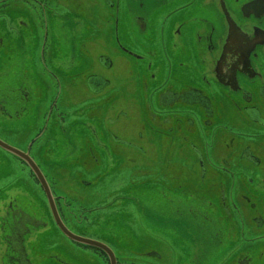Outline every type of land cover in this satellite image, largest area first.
<instances>
[{
    "label": "flooded vegetation",
    "instance_id": "obj_1",
    "mask_svg": "<svg viewBox=\"0 0 264 264\" xmlns=\"http://www.w3.org/2000/svg\"><path fill=\"white\" fill-rule=\"evenodd\" d=\"M69 1L70 4L65 0H0V11L5 13L12 9L15 15L26 19L32 17L30 20L38 21V26L43 29L42 33H38L41 45L37 62L40 68L42 65V74L47 75L51 85H55L57 89H50L49 86L47 88L50 105L42 113L40 131L27 141L24 149L11 147L36 164L47 183L52 204L63 224L65 225L63 214H71L74 211L72 204L84 198L79 194L73 195V190H69L70 193L65 189L60 192L53 190L49 183L58 172L56 160L60 157L58 150L61 148L58 139L60 140L62 134L71 132L79 135L80 141L68 142L72 150L68 157L78 160L83 172H87H72L74 181L75 177L80 176L79 182L83 188H89L93 183L91 180L111 179L115 183L114 180L119 178L118 189L108 190L106 199H131L127 202L130 209L136 213V217H142L133 202L132 193L138 191L143 194L147 207L164 206L163 211L174 215L179 222H183L184 227L201 222L190 213L189 207L186 209L182 205V202L188 204L191 197L189 176H194V164L197 162L200 167L197 173L199 183L192 186V190H196L202 200L198 197V202H193L198 205L193 207L204 206L205 181L208 177L219 183L216 191L224 216L222 210L219 212L221 218L225 219L229 209L226 206L224 187L230 182L226 175L230 168L227 167L232 165L236 172H230V175L235 177L238 172L241 178L236 182L241 187L239 191L238 188L233 190L235 179L231 177L233 197L234 194L238 196L247 205L248 211L254 213L248 219L251 226L249 231L253 236L244 238V241H250L256 246L259 238H264V207L257 210L253 200L257 191L248 188L244 175L254 173L264 184V0ZM58 20L78 22L83 28L80 33H76L75 29L68 30L69 33L51 30ZM92 22L94 25L91 26ZM46 27L50 29L46 30ZM27 35L28 33H16L14 38L12 33H0V52L4 54L7 67L12 68L20 61L23 69L16 82L11 79V82L3 83L4 79L0 76V117L8 123L15 121L22 127V134L29 135L31 127L39 126V120L35 122L36 126H30L28 69L25 68L30 55ZM124 37L141 38L148 47L144 51H137L131 44L126 46ZM110 43L112 47L116 46V50L112 52L121 59L119 66L125 68L132 65L138 70L143 69L151 83L158 82L152 90L155 107L148 109L149 120L142 127V131L148 130L151 138L149 142L153 144L156 141L154 146L162 145L166 150H162L164 153H154L149 159L145 158L147 162L144 167H141L143 164L140 159L146 156L147 150L141 144L143 133L139 132L141 142L134 145L117 138L110 130V126L119 118L126 116L123 110H108L106 122L109 127H101L108 132V143L112 147L110 150L108 146V153L112 158L110 165L104 163V160L101 161L103 157L98 148L105 142L94 141L88 127L74 126L77 114L84 110H77L76 107H80L77 105L79 102H84V106L90 97L101 101L113 99L116 89L124 82L122 80L119 85H113L115 83L110 77L113 66L109 57ZM172 79L181 81L182 88L173 89ZM79 86L82 87L81 91L77 90ZM64 90L72 96L69 100L61 94ZM78 92H84V95L75 97ZM141 92L142 90L133 93L135 101L140 99ZM55 93L58 95L55 96ZM36 95L39 93L35 92L34 96ZM85 112L89 113V109H85ZM67 116L69 122L65 126L62 123L66 122ZM50 119L52 124L49 126ZM44 136H48L47 139L44 140ZM204 139L205 144L202 143ZM35 144H38L36 154L39 158L31 152ZM123 149L138 151L139 158L126 156ZM205 161H209L215 169L207 172L204 168ZM14 162L21 173H24L23 184L24 179L26 182L30 180L37 189L36 192L29 191L27 187L14 190ZM41 163L52 172L54 169L50 178L45 174ZM173 165L179 173H174ZM129 166H133V171ZM131 173H137L134 176L139 178L131 180ZM218 179L221 182L224 180L226 186ZM211 186L217 185L213 183ZM175 199L177 204L173 205ZM86 211L89 209L78 212L82 214ZM42 216L49 217L59 231L46 193L28 164L0 146L2 264H40L30 260L27 251L44 247L40 241L32 246L29 242L32 234H38L46 228L47 223ZM151 221H154L150 224L152 228L160 224L156 217ZM65 227L68 228L66 225ZM129 228L131 227L128 230ZM258 232L262 234H257ZM59 233L62 235L60 231ZM152 235L148 244L155 247L144 252L140 251V246L133 239L119 238L118 251L113 245L111 247L106 242L96 241L111 251L114 264H126L122 261L125 260L123 258L126 253L131 254L127 257L130 258V263L141 264L138 260H141L142 254L155 261L161 256L156 246L160 241L158 234ZM234 235H237L236 230ZM62 236L77 249L87 251L90 257L96 258V264H111L108 254L99 248L79 244ZM60 250L61 253L50 254L48 249L45 251L49 264H74L68 254L62 248ZM248 253L250 251L234 256L230 262L256 264L257 256L252 257ZM181 254L185 256V253Z\"/></svg>",
    "mask_w": 264,
    "mask_h": 264
},
{
    "label": "rangeland",
    "instance_id": "obj_2",
    "mask_svg": "<svg viewBox=\"0 0 264 264\" xmlns=\"http://www.w3.org/2000/svg\"><path fill=\"white\" fill-rule=\"evenodd\" d=\"M67 1L70 4L71 1L65 0V2ZM31 18L32 17H30V19ZM30 19L15 15L12 9L5 13H0V33H12L14 38L16 33H19L20 35L21 33H28L26 41L29 43L28 46L30 47L28 48L30 55L28 56L25 65V68L28 69L27 90L29 93V119L30 126H36L35 122L37 120H39V122H37L39 126L31 127L29 135L27 133L22 134V127L18 123L16 124L15 121L8 123L4 121V118L0 117V140L6 145L10 147L13 146L18 150L24 149L27 141H30L32 136L40 131L43 122L42 113H44L50 105L48 98L49 91L47 93V88L48 86L50 89L56 88L55 85H51L52 82L50 81V78L47 75L42 74V65L40 68L37 62V55L40 51L41 45V39L38 37V33H42L43 29L40 25L38 26V21H32ZM90 25H94V22L90 23ZM82 28L83 26L81 23L78 24V22H64L58 20L55 21L51 30H59L60 33H69L68 30L73 31V29H75L76 33H80ZM48 29H50V27H46V30ZM51 35H54V33H51ZM123 42L126 43V46L127 44H131V46L137 51H144L146 50V47H148V45L143 44L141 38L134 39L132 37L129 39L124 37ZM142 44L144 45L143 48ZM114 50H116V46L112 47L110 43L109 57H111L113 62V66L110 70V77L113 78L115 83L113 85H119L122 80H124V82H122L120 87L116 89L115 96L112 97L113 99H103L101 101L100 99L97 100L90 97L87 99L84 106H82V103L84 102H79L77 105L80 107H76L77 110H84L77 114V120L75 119L74 126L88 127L94 141L98 143L105 142L101 148L99 146L98 148L103 157L101 161L103 162L104 160V163L107 162V164L110 165L112 163V158L111 154L108 153V146L110 147V150L112 147L108 143V132L102 128H104V126L109 127L106 122L108 110H123L126 116L119 118L114 125L110 126V130L117 138L134 145L137 144V142H141L139 139V132L143 133V141L141 144H143L144 147H147V150L145 151L146 156H142L140 159L143 164L141 167H144L147 162L144 160L145 158L149 159L154 153H164L162 150H166L162 145L154 146L153 144H155L154 142L156 141L152 140L153 144L152 142H149L151 138L148 135V130L142 131V127H144L149 120L147 118L149 114L148 109L155 107V96L152 95V90L158 82L154 81L155 85L151 83L143 69L138 70L132 65H127L125 68L119 66L118 62L121 59L118 55L113 54L112 51ZM22 70L20 61L18 64H14L12 68H8L4 62V54H1L0 52V76L4 79L3 83L11 82V79L13 82H16V80L21 77ZM81 70H84V68ZM133 77L135 79L134 82V79H132ZM130 78L131 80H129ZM172 82L173 89L175 90L181 89L183 86L182 82L176 79H172ZM77 90L81 91L82 87H77ZM139 90H142V94L140 95V99L135 101L133 93L138 92ZM35 92H38L39 95L34 96ZM54 92H56V90H54ZM83 93L84 92H81L79 94L78 92L75 94V97L79 98L84 95ZM61 94L68 100L72 97L65 90L64 93L62 91ZM57 95L58 94L55 93V96ZM46 100H48V102ZM85 109H89V113H86ZM65 121L66 122L62 124L67 126L69 122L68 116ZM51 124L52 119L48 122L49 126ZM48 131L49 127L47 129V132ZM47 137L48 136H44V140L47 139ZM76 140L80 141V136L77 134L73 135L71 132L62 134L60 140L58 139V141L61 142V148L58 150V155L60 157L56 160L58 172L57 175H55V179L49 181L53 190L55 189L60 192L61 189H65L69 193V190H73L71 191L73 195L79 194V196L84 197L81 201L72 204L74 211L72 209L73 212H71V214H63L64 223L71 233L89 240L106 242L111 247L113 245L116 251L120 249L118 242L119 238L122 240L133 239L137 246H140L141 252L155 247V245H149L148 243L153 237L152 234H158L160 241L156 246L158 247L157 252L161 255L160 258L155 261L153 258L144 257L142 254L141 260H138L141 264H232L230 260L234 256L246 254L248 251H250V254L248 253V255H251L252 257L257 256L255 258L256 264H264V238H259L256 246H253L250 241H247L246 243L244 241V238L248 239L253 236V233L249 231L251 226L248 219H250L254 213L248 211L247 205L242 203L238 196L234 194L233 197V193L231 192L232 178L235 179L233 190L238 188L239 191L241 187L238 185L239 183L236 182L241 178H239L238 172L235 173V177L230 175V172H236L235 167H232V165L227 167L230 168V171L226 172L230 182L227 187H224L226 193V206L229 209L227 212V219H225L224 217L221 218V213L219 212L222 210L217 196L218 191H216L219 183L208 177L205 181L206 192L205 198L203 197L205 203H202L204 206L202 207L199 205V207H193L198 205L193 204V202L197 203L199 196L197 195L196 190L193 192L192 186H197L199 183V175H197V173L200 168L197 162L194 164L192 172L194 176H189L191 197L189 198L188 204H186V202L183 203L180 199L179 200L182 202V205H184V208L187 209L189 207L190 213L194 214L195 217H198L201 222L197 225L191 224L188 227H184L183 222H179L177 218L173 217L174 215L172 216L169 212L163 211L165 210L164 206L159 205L158 208L147 207L146 202L142 197L143 194H139L138 191L132 193L134 196L133 202L136 204L135 206L141 213L142 217H136V213L130 209V205L127 204V202L131 201V199H128L127 201L125 198H115L114 200L113 198L108 197L109 199H106L105 197L109 193L108 190L118 189L117 181L120 182L119 178V180H114L115 183L110 181L111 179L109 180L110 182L105 179L102 181L91 180L93 183L89 188H83L82 183L79 182L80 176L77 178L75 177L76 181H74L72 172L75 174H87V172H83L82 167L79 166L80 162L78 160L76 161L75 159L68 157L70 155L69 153L72 152L69 148L68 142H77ZM202 143L205 144L206 139H204ZM222 144L223 140L220 141V145ZM36 145L38 146V144L33 145L31 152L35 153L36 158H39L36 154ZM154 147H157L158 150ZM124 153L126 156H135L139 158L138 151L136 152L131 149H125ZM211 155H213V153H211ZM138 160L139 159H137V162ZM14 164V190H20L27 187L29 191L36 192L37 189L30 180H28L29 182H26V179H24L23 184L22 176L24 173H21V170L16 166V162H14ZM41 164L44 166L43 169L45 174L50 178L54 169L52 172L47 166H45V164ZM129 167L131 171H133V166ZM176 168L177 167L173 165L174 173H179L176 171ZM204 168L207 172L209 169H215L209 161H205ZM131 174H133V176H129L131 180L134 178L137 180V177L139 178L137 175L134 176L137 173ZM244 177L248 188H252V190L256 189L257 192H255L256 195L253 200H255L254 203L257 206V210H261V208L264 207V184L260 182V177L254 173L245 174ZM218 181L221 182V179H218ZM213 183L217 186L212 187L211 185ZM221 183L226 186L224 180H222ZM125 184L126 182L124 181V185ZM73 186L76 189L73 188ZM251 194L252 193H250V195ZM139 195L141 196L139 197ZM29 199L30 204H32V196H30ZM199 199L200 201L202 200L200 197ZM110 202L113 203L109 204ZM176 204L175 199L173 205ZM127 206L129 207L128 209ZM83 209H89V211L80 214L78 211ZM222 216H224V210H222ZM42 217L47 223L46 228L40 230L41 232H38V234H32L29 237V242L32 246L40 241L44 246L42 247L44 249L39 246L38 250H28L27 253L30 260L36 261L40 264H49L48 254H46L45 251L48 249L49 254L50 252L61 253L60 249L62 248L74 264H96V258L90 257L87 251L85 252L81 249H77V247L71 242L63 238V234L61 235L53 226L49 217ZM155 217L160 224L157 225L156 228H152L150 224L154 223V221L151 220ZM165 223H170L174 226H167ZM128 227L131 228L128 230ZM235 230L237 231L236 236L234 235ZM257 234H262V232H258ZM182 252L185 253V256L181 254ZM37 254L39 255L37 256ZM125 255L126 257L123 258L125 260L122 261H125L126 264H132L129 262L130 260H128L130 258H127L131 254L126 253ZM0 264H2L1 260Z\"/></svg>",
    "mask_w": 264,
    "mask_h": 264
},
{
    "label": "water",
    "instance_id": "obj_3",
    "mask_svg": "<svg viewBox=\"0 0 264 264\" xmlns=\"http://www.w3.org/2000/svg\"><path fill=\"white\" fill-rule=\"evenodd\" d=\"M0 146L2 148H4L5 150L7 151H10L12 152L13 154H15L16 156H19L20 158L24 159L25 162L28 164V166L30 167L31 171L33 172V174L35 175L36 179L38 180L39 184L41 185V187L43 188V190L45 191L46 193V197L48 199V202H49V205H50V210H51V213H52V216H53V219L59 229V231L65 236L67 237L68 239L76 242V243H79V244H84V245H88V246H93V247H97L99 248L100 250H102L103 252H105L106 254H108L109 256V259L111 261V264H114V260H112V253L111 251L103 244L97 242V241H94V240H89V239H86V238H83V237H79L73 233H71L66 227L65 225L63 224L62 220L60 219L58 213L56 212L53 204H52V200H51V194H50V191H49V188L47 186V183L44 179V177L42 176L41 172L39 171V169L37 168L36 164L31 160L29 159L27 156L21 154L20 151L6 145L5 143H3L1 140H0Z\"/></svg>",
    "mask_w": 264,
    "mask_h": 264
}]
</instances>
